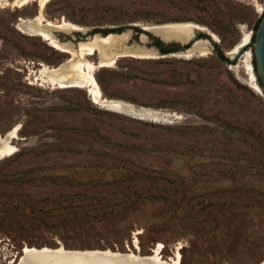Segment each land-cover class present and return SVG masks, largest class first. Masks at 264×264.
Segmentation results:
<instances>
[{
  "label": "rangeland",
  "instance_id": "obj_1",
  "mask_svg": "<svg viewBox=\"0 0 264 264\" xmlns=\"http://www.w3.org/2000/svg\"><path fill=\"white\" fill-rule=\"evenodd\" d=\"M263 10L264 0H0V135L17 127L0 159V264L26 245L147 255L158 243L163 259L181 244L179 264L260 263L264 90L252 48L240 47ZM39 15L81 27L53 33L74 47L127 30L126 45L142 44L132 25L192 22L219 52L164 53L149 36L145 56L99 66L86 55L102 96L132 104L127 114L40 78L70 53L16 27Z\"/></svg>",
  "mask_w": 264,
  "mask_h": 264
},
{
  "label": "bare ground",
  "instance_id": "obj_2",
  "mask_svg": "<svg viewBox=\"0 0 264 264\" xmlns=\"http://www.w3.org/2000/svg\"><path fill=\"white\" fill-rule=\"evenodd\" d=\"M28 1L29 0H14L16 5H24ZM37 1L41 7L47 2V0ZM16 27L21 32L30 35H40L52 46L70 53V57L58 66H47L42 64V67L38 70L42 80L50 81L53 84H57L59 87L84 86L88 89L95 103L113 110L129 113L126 108L131 107L132 104L102 96L93 72L96 68V64L88 60L86 55L98 53L99 66L112 64L116 53L119 55H148L153 53V49L147 48L144 45L147 41L144 35L139 36V41L142 44L131 45L125 44L129 39V32H123L118 35L108 34L100 37L95 35L85 41L79 42L77 44L78 49H75L71 42H62L52 33L53 30L69 32L75 29H81V27L76 24H72L64 19L61 20L59 24H55L51 21H44L41 15L31 18L20 17L16 23ZM194 28L199 29L200 26L192 22H175L171 25L160 27L145 26V29L158 35L162 40L176 39L183 43L188 41L187 39L190 36L194 35ZM247 39L248 36L245 35L242 43L247 41ZM247 44L248 43H245L244 45ZM244 45L241 50H243ZM206 49L207 46L205 41L199 40L193 43L185 52L189 54L193 51L197 52V50L205 52ZM250 79L252 80V75ZM256 88L260 91L258 84H256ZM16 131L17 127H13L5 134L3 133L4 135H0V159L9 154L10 147L8 146V142L11 138L16 136ZM134 245L135 248H138L137 241ZM161 246V243H158L151 254L143 255L135 253L132 250L123 253L110 249L69 250L65 249L63 246H58L56 248H49L47 246L36 248L26 245L23 247L22 256L16 264H179V249L182 247L181 244L176 246L173 255L167 259H163L160 256ZM258 264H264V259Z\"/></svg>",
  "mask_w": 264,
  "mask_h": 264
},
{
  "label": "water",
  "instance_id": "obj_3",
  "mask_svg": "<svg viewBox=\"0 0 264 264\" xmlns=\"http://www.w3.org/2000/svg\"><path fill=\"white\" fill-rule=\"evenodd\" d=\"M171 24H173V23H163V24L150 25V26L147 25L146 27H160V26H167V25H171ZM135 27L139 28L142 31V33L140 35H144L145 37L150 36L153 39H158L162 42L164 41L158 35L153 34L151 31H148L147 29H145V26L132 25V28H135ZM81 30L82 29H75L72 31L79 33V32H81ZM195 30H200V29H195ZM54 31H56V30H53L52 33H54ZM126 32H129V35H130L131 30H127ZM201 33H203V31H196V33L194 32V35L190 39L189 42L186 41L185 44H183V42H180V46L177 49L170 51V52H183V51L189 49L193 45V43H195L197 40L202 39L199 37V35ZM108 34L118 35L121 33L108 32L106 35H108ZM205 34L208 37L207 41L211 42L213 45H217L216 41L213 40L212 36L208 32H205ZM97 36L100 37V36H104V35H97ZM88 38H90L89 34H88ZM248 45H250L252 48L250 52L252 54L253 61H254V66H253V64H251L252 69H253V73H254L257 81H259L262 89L264 90V10L262 12V15L260 17L258 25L256 27L254 37L248 43ZM160 47L161 46L157 47V49L159 51H161ZM164 53H169V52H164ZM216 53L218 55V48H216ZM142 117H143V115L138 114V118L142 119Z\"/></svg>",
  "mask_w": 264,
  "mask_h": 264
},
{
  "label": "flooded vegetation",
  "instance_id": "obj_4",
  "mask_svg": "<svg viewBox=\"0 0 264 264\" xmlns=\"http://www.w3.org/2000/svg\"><path fill=\"white\" fill-rule=\"evenodd\" d=\"M200 30H197V31H203V33H201L200 35H199V37H206V39H200L201 41H205V44H206V46H208L209 45V43H211V42H209V41H207V39H208V37H207V35L205 34V32H208L210 35H212V37H213V40H215L216 41V44H217V40L215 39V36L213 35V34H211L205 27H200L199 28ZM108 33V32H107ZM106 33V34H107ZM106 34H103L104 36H106ZM250 34H252L251 32H250ZM255 34V33H254ZM192 38V37H191ZM156 40H158V39H156ZM169 40H176V39H169ZM252 40V35L251 36H249V41H245L244 43H242L243 45L245 44V43H249L250 41ZM160 41V40H159ZM165 41V40H164ZM176 41H179V40H176ZM197 41H199V40H197ZM161 43H163L162 41H160ZM180 42V41H179ZM166 44H168L169 46L168 47H166V49H165V51L166 52H170V51H173V50H175V49H177L180 45H178V43L176 42V43H166ZM243 45H241V47L240 48H242V46ZM159 46H161V44H158L157 45V47H159ZM215 46V53H216V48H218V52H219V46L218 45H214ZM246 47H251L250 45H245L244 46V48L243 49H245ZM74 48H76V49H78V46H76V47H74ZM160 50L161 51H164L163 49H162V46L160 47ZM164 51V52H165ZM186 51V50H185ZM184 51V52H185ZM216 55H217V53H216ZM106 65V64H105ZM107 66V65H106Z\"/></svg>",
  "mask_w": 264,
  "mask_h": 264
},
{
  "label": "trees",
  "instance_id": "obj_5",
  "mask_svg": "<svg viewBox=\"0 0 264 264\" xmlns=\"http://www.w3.org/2000/svg\"><path fill=\"white\" fill-rule=\"evenodd\" d=\"M156 42H157V45L158 44H161V46H162V49L163 50H165L166 49V47H168L169 45L168 44H166V43H161L159 40H156ZM253 66H254V61H253Z\"/></svg>",
  "mask_w": 264,
  "mask_h": 264
}]
</instances>
